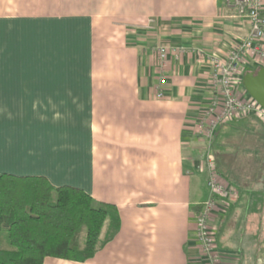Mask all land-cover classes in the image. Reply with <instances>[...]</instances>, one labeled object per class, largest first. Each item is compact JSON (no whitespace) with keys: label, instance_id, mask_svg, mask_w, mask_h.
I'll use <instances>...</instances> for the list:
<instances>
[{"label":"crops","instance_id":"1","mask_svg":"<svg viewBox=\"0 0 264 264\" xmlns=\"http://www.w3.org/2000/svg\"><path fill=\"white\" fill-rule=\"evenodd\" d=\"M248 30L226 0H0V173L80 187L119 215L117 233L90 259L43 264L197 263L209 55L225 56ZM211 150L229 184L220 170L257 167L264 131L246 117L218 125ZM255 190L239 192L225 224L229 204L217 200L218 264H264V236L250 234L264 224L243 223L262 211L264 188Z\"/></svg>","mask_w":264,"mask_h":264},{"label":"trees","instance_id":"2","mask_svg":"<svg viewBox=\"0 0 264 264\" xmlns=\"http://www.w3.org/2000/svg\"><path fill=\"white\" fill-rule=\"evenodd\" d=\"M245 117L264 131V123L256 116ZM226 123L229 122L223 124ZM248 143L250 141L246 139L244 144ZM252 143L254 145L253 140ZM260 153L255 157L257 167L254 165L253 171L258 168L257 173L253 172L255 178L250 184H246L248 181L241 183L251 190L264 188V162ZM222 175L235 188L237 183L231 181L226 173ZM240 189H236V196L228 201L230 207L222 224L230 217ZM261 208V213H248L243 223L264 224V202ZM119 224L115 205L96 201L80 187L55 186L43 175L0 173V264H43L46 257L86 261L113 238ZM81 226L86 228L82 247L76 239ZM219 234L220 227L217 238ZM250 234L264 236L263 231ZM255 247L256 244L252 243L246 248L253 252ZM243 248L242 252L245 246Z\"/></svg>","mask_w":264,"mask_h":264},{"label":"built area","instance_id":"3","mask_svg":"<svg viewBox=\"0 0 264 264\" xmlns=\"http://www.w3.org/2000/svg\"><path fill=\"white\" fill-rule=\"evenodd\" d=\"M226 1L238 16L248 20L249 30L243 38L232 44L225 56H219L215 52L209 55L212 94L208 97L197 127V133L207 144L204 159L199 167L206 172L208 196L200 203L195 215V237L199 246L196 264L220 262L217 230L210 218L218 199H225L227 205L237 194V190L226 183L217 171L211 150L215 129L225 122L250 115L256 116L264 123V108L242 86V75L247 65H264V0ZM153 21L150 17L147 26L151 27ZM179 51L184 49L179 47ZM157 52L159 59L164 61L167 56L166 47H158ZM226 207L228 208V205ZM226 209L223 210L227 211Z\"/></svg>","mask_w":264,"mask_h":264},{"label":"rangeland","instance_id":"4","mask_svg":"<svg viewBox=\"0 0 264 264\" xmlns=\"http://www.w3.org/2000/svg\"><path fill=\"white\" fill-rule=\"evenodd\" d=\"M235 126H237L238 127V129H242V125L241 124H239V123H236L235 124ZM218 130V133H219V136L220 135H222V133H223V130L224 129H220V128H218L217 129ZM240 138V137H239ZM239 145H240V143H238ZM241 145H244V143H242ZM214 150V149H213ZM263 162H264V158H263ZM260 166V168L262 167V164H260L259 165ZM263 167H264V165H263ZM253 168L254 167H250V168H247V169H242V170H237L235 173H227V171H225V169H221L220 171H221V174L224 172H226V174H227V177L231 180V181H235L236 183H237V185L235 186V188L238 190L239 189V187H241V189H240V193H241V198H248V196H250V195H253L254 193H256V190L254 189L252 192H251V189L250 188H247V187H245V185H241V183H243V181L245 182V181H248L246 184H250L252 181H253V179L255 178L254 176V174H253V172H256L257 173V171H258V168H256V169H254V171H253ZM234 170V169H233ZM230 183V182H229ZM244 184V183H243ZM243 187V188H242ZM254 192V193H253ZM261 195H259L260 197L259 198H262L263 197V192H259ZM257 197H258V194H257ZM207 198V197H206ZM254 199H252V201H253ZM257 201H255V203H256ZM237 216H235V218H236ZM76 235H77V242H78V245L80 246V247H82L83 246V244H84V241H85V236H86V228L84 227V226H81L79 229H78V231H77V233H76Z\"/></svg>","mask_w":264,"mask_h":264},{"label":"water","instance_id":"5","mask_svg":"<svg viewBox=\"0 0 264 264\" xmlns=\"http://www.w3.org/2000/svg\"><path fill=\"white\" fill-rule=\"evenodd\" d=\"M242 86L264 108V66L244 72Z\"/></svg>","mask_w":264,"mask_h":264},{"label":"bare ground","instance_id":"6","mask_svg":"<svg viewBox=\"0 0 264 264\" xmlns=\"http://www.w3.org/2000/svg\"><path fill=\"white\" fill-rule=\"evenodd\" d=\"M243 188V187H242ZM230 207V206H229Z\"/></svg>","mask_w":264,"mask_h":264}]
</instances>
